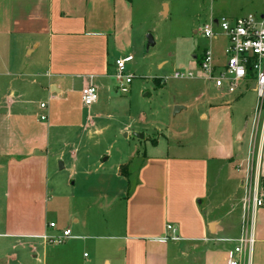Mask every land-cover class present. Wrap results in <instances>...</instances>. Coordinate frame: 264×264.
Here are the masks:
<instances>
[{
    "label": "crops",
    "instance_id": "0c3cea01",
    "mask_svg": "<svg viewBox=\"0 0 264 264\" xmlns=\"http://www.w3.org/2000/svg\"><path fill=\"white\" fill-rule=\"evenodd\" d=\"M259 2L247 5V10L232 4L224 9H210L207 19L236 18L247 15L243 14L246 11L264 15L256 13H264V0ZM250 6L255 9L251 10ZM133 7V0H0V172H9L12 165L18 168L22 161L27 162L25 167L37 168V171L43 166L47 169L48 153L59 147L73 148L70 155L75 157L76 146L82 142L80 135L88 127L87 120L82 123L83 117L77 109L83 110L80 92L88 85L95 86L98 95L103 92L111 96L116 90L113 89V64L121 55H129L127 38L132 31ZM212 53L216 59L213 50ZM198 55L194 56L195 60ZM33 94H40L48 103L40 102L37 109H32ZM110 96L107 101L111 100ZM228 96L220 92L219 104L211 103L206 97L205 103L199 106L198 111H202L199 120L206 124L203 137L206 146L200 139L193 142H198L203 156L172 157L169 152L176 148L182 151L188 144L174 142L170 134L157 138L153 134L148 140L153 150L150 155L146 149L138 151L124 159L125 163L116 162L107 171L97 173L99 196L107 201L104 207L111 210L114 204L123 202L125 212L119 232L106 237L110 241V255L103 264L226 263L231 249L224 248L219 253L217 247L230 243L222 240L238 239L242 232L246 179L249 176L251 182L260 184L261 181L264 186V143H259L257 157L252 156L250 161L247 149L242 146L245 141L250 148L247 133L240 141L243 129L235 133L232 145L230 134L224 133V123L216 122L211 112L217 107L225 109L228 103L223 100ZM175 108L179 111L173 112V116L186 109L185 106ZM41 113H46V125L40 123ZM61 116L66 117L65 121ZM67 129L76 131L67 136L62 132ZM219 133L224 134L225 144L222 141V146L217 148L220 145H215V136L219 139ZM128 136L124 134V138ZM139 136L135 138L142 146L144 136ZM208 140L214 145L209 146ZM161 147L167 152L155 151ZM108 160L107 152L98 156L93 163L96 170H103ZM77 161L72 158L70 177L74 176ZM122 169H125L123 176ZM112 188L115 192L103 193ZM238 192L240 196L236 195ZM167 226L176 229L180 241H161L170 235ZM260 230L264 232V208L253 212L254 241ZM5 231L4 222L0 224V238L17 240L25 236ZM33 246L32 254L38 248L44 256L43 242ZM2 253L0 247V260ZM252 253L253 248L245 252L243 264L246 261L254 264ZM35 254L31 259L39 261V254ZM83 257L88 258L86 254ZM9 260L17 257L11 254Z\"/></svg>",
    "mask_w": 264,
    "mask_h": 264
},
{
    "label": "rangeland",
    "instance_id": "374dc122",
    "mask_svg": "<svg viewBox=\"0 0 264 264\" xmlns=\"http://www.w3.org/2000/svg\"><path fill=\"white\" fill-rule=\"evenodd\" d=\"M251 3L257 5L260 2L259 0H133L132 31L127 38V51L133 58V61L127 65V73L133 75V79L128 94L123 95L113 90L110 96L101 92L98 101L89 109L84 106L83 110L77 107L80 116L83 117L82 123L87 120L88 127L83 134L80 132L82 142L80 146H76L75 157L70 155L73 148L59 147L56 151L48 153L47 169L43 166L37 171V168L25 167L27 162L22 161L18 168L12 165L9 172H0V224L5 222L7 233L25 235L24 238L17 240L0 238V247L3 251L0 264H103L106 258H109L110 241L106 237L119 232V225L125 215L124 204L123 202L117 206L114 204L111 210L104 207L107 201H102L99 196L97 173L107 171L116 162L125 163L124 159L138 151L142 152L146 149L150 155L153 150L148 140L153 134L156 138L158 135L170 134L174 142L188 144V147L182 151L176 148L169 152L172 157L203 156L204 152L198 148V142H193L200 139L199 142L206 146L203 138L206 124L199 120V114L202 112L198 111L199 106L205 103L206 97L211 103L219 104L221 100L217 97L222 91L204 80L194 56L203 49L210 48L217 56L216 59H220L221 62L224 60L222 48L226 41L221 37L217 41L205 40L195 34V31L208 22L210 9L211 11L217 7L224 9L232 4L237 9L241 7L247 10L246 7ZM252 9H255V6H252ZM247 13L255 14L251 11L243 14ZM256 13L264 14L260 11ZM148 36L152 38L153 46L148 44ZM123 56L126 55H121ZM175 73H192L193 76L174 79ZM163 79L166 82H163ZM114 88L116 89L115 81ZM108 96L111 97L110 101H107ZM198 97L200 99L196 100ZM31 100L34 103H31L30 107L34 110L40 102L48 103L40 94H33ZM223 101L228 103L225 109L217 107V110L211 112L215 114L216 122L224 123L223 127L226 131L224 133L230 134L232 139L229 141L234 145L235 133L241 131L246 120L249 121L252 116L256 94L247 89L242 91L240 96H228ZM76 106L79 104L76 103ZM175 106H185L186 109L173 116ZM205 113L207 115L206 110ZM41 116L46 117V113H41ZM88 117L89 119H86ZM60 119L65 121L66 117L61 116ZM45 120L40 123L46 125ZM159 129L163 132L155 134L154 130L159 131ZM73 131L76 130H62L67 136ZM63 133L61 135H64ZM125 133L129 134L127 138H124ZM137 134L144 136L142 146L136 141ZM215 140V145H220H217V148L221 147L223 143L225 144L224 134L221 136L219 133V139L215 136ZM207 144L214 145L209 140ZM246 145L247 142L244 141L243 149H247L252 161V155L255 159L259 150L257 146L252 149L253 146L247 148ZM155 151L167 152L163 147ZM105 152L108 153L109 160L104 163V169L98 171L93 164L94 160ZM72 158L78 161L75 164L74 176L70 177ZM104 158L106 157L100 159ZM124 171L125 169L120 171L122 176ZM85 173L90 175L87 176ZM132 175L135 176L134 173ZM260 185H262L261 181ZM110 192H115V189H106L103 193L109 195ZM236 195L240 196V193ZM111 216L113 219L109 220L108 217ZM74 220L78 222L75 223ZM51 221L56 224L54 230L47 229ZM64 228L70 229L72 236L80 239L67 240L65 245L59 246L45 244L44 256L37 248V252L33 254H39L40 257L37 256L39 261L31 259L33 256L31 249L35 250L33 245L42 241L33 239L34 236L27 238L26 235L46 233L57 236ZM256 240L253 246L254 254L252 253L253 263L264 264V232L258 231ZM234 246V243H225L222 247H217V250L223 253L224 248L232 250ZM114 250L113 244V257ZM11 254L15 255L17 260H9ZM83 254L88 258L85 259ZM245 263L248 264V261Z\"/></svg>",
    "mask_w": 264,
    "mask_h": 264
},
{
    "label": "built area",
    "instance_id": "2783aa9c",
    "mask_svg": "<svg viewBox=\"0 0 264 264\" xmlns=\"http://www.w3.org/2000/svg\"><path fill=\"white\" fill-rule=\"evenodd\" d=\"M196 34L205 40L217 41L221 37L226 41L222 49L224 60L221 62L215 59L210 48H205L199 53L198 69L204 79L229 96H240L241 92L247 89L256 94L252 116L245 123L243 135L247 133L251 148L257 146L259 150V143H264V15L247 14L236 18H211L196 30ZM132 61V56L127 55L116 59L113 64L116 90L123 95L128 94L133 79V75L127 73V65ZM192 76V73H175L173 78L185 79ZM163 82L166 80L163 79ZM80 97L84 107L92 106L98 101L96 87L93 85L84 87ZM40 108L43 109L44 104H41ZM45 119L44 116L40 117L41 121ZM260 208H264V186L251 182L248 176L242 201V232L236 240H222L235 244L228 252L225 264L244 263L242 259L245 252L249 253L255 244L252 231L253 212ZM48 229L54 230L56 225L49 223ZM166 230L170 235L162 238L161 241H180L176 229L167 226ZM73 238L69 229L62 230L57 236L44 233L33 237L46 245L53 246L65 244L67 240Z\"/></svg>",
    "mask_w": 264,
    "mask_h": 264
},
{
    "label": "water",
    "instance_id": "95a60500",
    "mask_svg": "<svg viewBox=\"0 0 264 264\" xmlns=\"http://www.w3.org/2000/svg\"><path fill=\"white\" fill-rule=\"evenodd\" d=\"M147 41H148V44H149L150 46H153V40H152V38H151L150 36L147 37ZM178 111H179V108H175V109H174V113H177ZM243 133H244V129H243L242 132L240 133V136H239L238 141H240V138H241V136L243 135ZM139 138H142V137L139 136ZM60 167H61V166H60Z\"/></svg>",
    "mask_w": 264,
    "mask_h": 264
},
{
    "label": "trees",
    "instance_id": "16d2710c",
    "mask_svg": "<svg viewBox=\"0 0 264 264\" xmlns=\"http://www.w3.org/2000/svg\"><path fill=\"white\" fill-rule=\"evenodd\" d=\"M196 60H197V62H198V60H199V59H198V56H197Z\"/></svg>",
    "mask_w": 264,
    "mask_h": 264
}]
</instances>
